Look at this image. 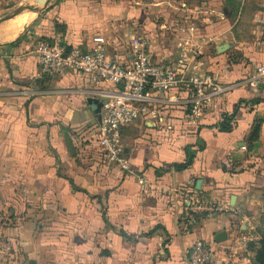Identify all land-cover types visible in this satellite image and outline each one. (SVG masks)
I'll return each instance as SVG.
<instances>
[{"label":"crops","instance_id":"obj_1","mask_svg":"<svg viewBox=\"0 0 264 264\" xmlns=\"http://www.w3.org/2000/svg\"><path fill=\"white\" fill-rule=\"evenodd\" d=\"M56 7L64 32L42 20L35 31L0 44V264H188L198 240L211 247L212 264H253L241 237L264 231V85L243 81L264 67V12L256 14L249 38L191 25L206 70L230 89L195 124L173 108L160 124L138 120L124 129V170L107 164L90 138L96 117L86 100L96 96L88 77L38 79L33 49L38 39L60 37L65 47L86 51L102 37L110 51L124 54L111 35L129 33L131 22H122L129 16L143 26L145 11L108 0ZM16 17L0 24V35ZM132 31L138 33L134 25ZM145 37L153 62L176 59ZM225 117L231 128L221 132ZM187 159L186 169H174ZM181 192L209 196L234 212L189 226ZM220 231L226 239L216 243Z\"/></svg>","mask_w":264,"mask_h":264},{"label":"built area","instance_id":"obj_2","mask_svg":"<svg viewBox=\"0 0 264 264\" xmlns=\"http://www.w3.org/2000/svg\"><path fill=\"white\" fill-rule=\"evenodd\" d=\"M182 33L185 36L178 37V53L171 62H153L144 35L131 36L125 42L124 54L110 51L102 37H94L86 51L65 47L60 37L38 39L33 49L37 78L51 79L67 73L88 77L95 98L102 103L99 120L89 127L90 138L107 164L128 170L123 155L124 129L138 120L160 124L162 114L173 108L185 111L187 122L195 124L217 107L230 89L206 70L202 46L193 41V27ZM105 84L111 88L101 87ZM243 84L253 88L264 85V67ZM180 195L185 203L183 220L189 226L215 213L234 212L229 205L198 192ZM258 239L253 233L241 237L248 243ZM211 257V247L198 240L189 249L188 264H212Z\"/></svg>","mask_w":264,"mask_h":264},{"label":"rangeland","instance_id":"obj_3","mask_svg":"<svg viewBox=\"0 0 264 264\" xmlns=\"http://www.w3.org/2000/svg\"><path fill=\"white\" fill-rule=\"evenodd\" d=\"M40 1V0H38ZM38 1L31 2V0H0V18L10 13L20 4H33ZM64 0H51L49 4L39 14L25 13L28 19L27 26L24 29H19L22 23V18L25 15L16 17L7 27L6 31L0 35V44H5L11 39L20 37L26 31L31 30V27L39 25L42 20L50 22L54 29L56 25L60 26L55 19L59 13L56 7ZM109 3L125 4L127 8L133 10V5L145 11V23L143 26L139 25L137 20L133 23L135 18H123L122 22H131V29L129 33L120 32L112 38L116 40V46L123 51L125 42L130 36L144 35L150 36L159 46L163 45L169 51L173 52V58H176L177 51L174 48V43L181 33L187 29L188 26L194 25L195 28L205 31L206 27H225L230 28L233 32H237L239 36L248 37L249 31L254 30L258 24L254 18L257 13L264 12V0H108ZM157 6L156 10H151V7ZM159 11H158V10ZM151 10V11H150ZM63 12H65L63 10ZM151 12V13H150ZM129 24V23H128ZM3 25V24H2ZM0 25V27L2 26ZM134 27L137 28L138 33L132 31ZM142 28L143 30H138ZM177 33V34H176ZM128 34V35H127ZM17 37V38H18ZM110 37V36H109ZM16 38V39H17ZM15 40V39H14ZM13 40V41H14ZM5 42V43H1ZM176 45V44H175ZM174 49V51H173ZM5 246V245H4Z\"/></svg>","mask_w":264,"mask_h":264},{"label":"water","instance_id":"obj_4","mask_svg":"<svg viewBox=\"0 0 264 264\" xmlns=\"http://www.w3.org/2000/svg\"><path fill=\"white\" fill-rule=\"evenodd\" d=\"M51 0H40L35 5L33 4H20L18 7L13 9L10 13L6 14L5 16L0 18V24L13 19L14 17L22 14V13H30V14H39L42 10L49 4ZM89 108L91 109L92 113L95 115L96 119L99 120V113L102 106V103L96 98H87L86 100ZM226 239V233L224 231L218 232L215 237L214 241L216 243H222Z\"/></svg>","mask_w":264,"mask_h":264},{"label":"trees","instance_id":"obj_5","mask_svg":"<svg viewBox=\"0 0 264 264\" xmlns=\"http://www.w3.org/2000/svg\"><path fill=\"white\" fill-rule=\"evenodd\" d=\"M55 30L60 33L64 32L63 29L58 25H56ZM230 120L231 117H225L223 119V121L220 123V128H219L221 132H226L231 128ZM258 129H259V125L257 124L253 128V132L251 134L250 140L256 139L258 134ZM190 164H191L190 159H187L185 163L175 165L174 169L176 171H182L186 169ZM249 246L252 252L254 253L253 264H264V231H260L258 241L256 243H250Z\"/></svg>","mask_w":264,"mask_h":264},{"label":"bare ground","instance_id":"obj_6","mask_svg":"<svg viewBox=\"0 0 264 264\" xmlns=\"http://www.w3.org/2000/svg\"><path fill=\"white\" fill-rule=\"evenodd\" d=\"M27 16H25L24 18H22L21 20H22V23H21V25H19V29L21 28V29H24L25 28V26L27 25V21H28V19L26 18Z\"/></svg>","mask_w":264,"mask_h":264}]
</instances>
